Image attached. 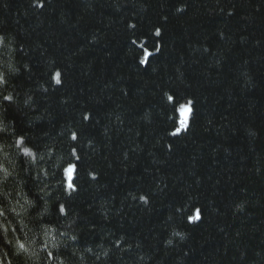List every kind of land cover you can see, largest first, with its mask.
<instances>
[{
    "label": "trees",
    "instance_id": "1",
    "mask_svg": "<svg viewBox=\"0 0 264 264\" xmlns=\"http://www.w3.org/2000/svg\"><path fill=\"white\" fill-rule=\"evenodd\" d=\"M0 36V264H264V0H0Z\"/></svg>",
    "mask_w": 264,
    "mask_h": 264
},
{
    "label": "snow or ice",
    "instance_id": "2",
    "mask_svg": "<svg viewBox=\"0 0 264 264\" xmlns=\"http://www.w3.org/2000/svg\"><path fill=\"white\" fill-rule=\"evenodd\" d=\"M45 6L46 5L44 3H41L39 5V7L41 9H43ZM181 11H182V9H181ZM132 27H134V25ZM156 35L157 36L160 35V30L159 29L156 30ZM2 40H3V37L0 36V41H2ZM140 63L143 64V63H145V61L144 60H141ZM54 79H55V83L57 85H60L61 87L63 86V81H62L61 73H56ZM8 84H9V79L6 78V76H5V74L3 72H0V85H5L6 86ZM0 95L3 96V101L6 102V104L3 105L5 107V109L14 102V97L12 95H6V94H3V93H0ZM169 100L170 101L174 100V97L169 96ZM191 104H192V101L191 100L188 101V105H191ZM191 111H192L191 107H188V106H184V107L181 108V112L182 113H190ZM89 118L90 117H88V116H85L84 117L85 120H87ZM181 123H182L184 129L186 130L187 129V122H186V120L185 121H182ZM0 131H2V129H0ZM178 134H179V132H173L172 133L173 136H177ZM71 138H72L73 141H78V134L77 133H72ZM19 143L23 144V140L19 141ZM26 154H28L27 151H26ZM67 190L69 192V195H71L72 192L77 191V188L74 186V184L69 183V184H67ZM140 199L141 200H144L145 202H147V198L144 197V196H141ZM59 212H60V214H67L66 213V209H65V207L63 205H60ZM0 215H2V213H0ZM200 218H201L200 217V214L197 213V215L195 217H189V221L190 222H196V221L200 220ZM72 239L75 241L77 238L75 236H73ZM20 248L23 249L24 248V245L21 244L20 245ZM88 251H91V249H88ZM48 255H49V257L52 256L51 253H49Z\"/></svg>",
    "mask_w": 264,
    "mask_h": 264
},
{
    "label": "rangeland",
    "instance_id": "3",
    "mask_svg": "<svg viewBox=\"0 0 264 264\" xmlns=\"http://www.w3.org/2000/svg\"><path fill=\"white\" fill-rule=\"evenodd\" d=\"M184 106H188L190 107L188 104H183L182 106L179 107V109L177 110L178 111V115H179V127H178V130L176 132H179L181 130L184 129L183 125H182V121H185L187 122L188 124V119H189V114L190 113H182L181 112V108L184 107Z\"/></svg>",
    "mask_w": 264,
    "mask_h": 264
}]
</instances>
